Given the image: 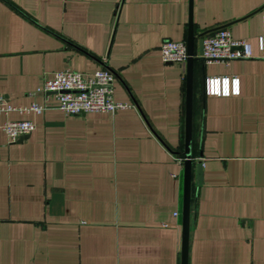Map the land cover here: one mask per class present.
Listing matches in <instances>:
<instances>
[{"label": "crops", "instance_id": "1", "mask_svg": "<svg viewBox=\"0 0 264 264\" xmlns=\"http://www.w3.org/2000/svg\"><path fill=\"white\" fill-rule=\"evenodd\" d=\"M263 13L264 0H0V94L46 106L0 114L34 124L15 141L0 130V264H181L186 63L160 46L186 44L190 19L187 264H264ZM221 28L253 57L204 62L200 34ZM99 68L129 107L66 115L36 91ZM208 76L237 77L239 93L207 95Z\"/></svg>", "mask_w": 264, "mask_h": 264}, {"label": "built area", "instance_id": "2", "mask_svg": "<svg viewBox=\"0 0 264 264\" xmlns=\"http://www.w3.org/2000/svg\"><path fill=\"white\" fill-rule=\"evenodd\" d=\"M262 33L258 36V46L264 57V13L261 15ZM161 59L164 63L177 62L185 65L187 47L183 41L165 40L160 46ZM253 57L250 43L245 39L231 36L227 28H221L203 37L201 58L206 63L227 64L231 60ZM114 75L107 68H99L91 73L70 69L55 71L44 78L36 91L52 93L56 107L66 115H78L85 112H114L129 107L113 98ZM207 95L229 96L239 93V79L230 76H208L204 80ZM45 104L31 102L28 106H14L0 94V114L12 111L20 113L32 111L41 113ZM34 129L30 120H5L0 122L9 141L28 135ZM178 160H181L180 158ZM174 216L177 212L173 213Z\"/></svg>", "mask_w": 264, "mask_h": 264}, {"label": "water", "instance_id": "3", "mask_svg": "<svg viewBox=\"0 0 264 264\" xmlns=\"http://www.w3.org/2000/svg\"><path fill=\"white\" fill-rule=\"evenodd\" d=\"M200 34L198 41V53L201 58L203 36ZM193 42L192 22L189 20V30L186 41L187 61H186V98H185V143L183 151V206H182V244H181V264H187L189 224H190V204H191V175H192V153H191V98H192V62H193ZM202 59V58H201ZM24 136V135H23ZM20 136L19 138H21ZM201 152L199 157H201ZM203 171L201 162L196 164L195 182L201 183Z\"/></svg>", "mask_w": 264, "mask_h": 264}]
</instances>
